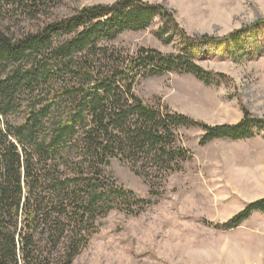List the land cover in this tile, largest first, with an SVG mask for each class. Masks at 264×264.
<instances>
[{"label": "rangeland", "instance_id": "1", "mask_svg": "<svg viewBox=\"0 0 264 264\" xmlns=\"http://www.w3.org/2000/svg\"><path fill=\"white\" fill-rule=\"evenodd\" d=\"M117 1L49 0L42 21ZM139 1L163 7L178 29L167 28L159 38L163 24L155 17L149 27L126 30L96 47L106 48L120 63L150 50L163 56L186 51L212 80L204 83L174 71L150 77L141 73L131 86L143 104L208 127L235 126L244 112L264 120V0ZM18 24L14 22L16 32L36 27L29 21ZM98 60L96 67L105 62ZM44 88V99L53 104L49 117L54 121L44 120L43 125L50 135L60 127L66 107H57L54 89L47 95L49 88ZM80 134L58 155L59 179L96 181L98 195L131 191L133 196L109 198L104 204L98 199L85 231L88 243L70 264H264V213H253L237 227H224L247 205L264 198V131L201 145L200 128H178L172 140L186 159L164 164L126 153L90 165L77 149ZM47 248L50 264H61L62 248L53 243Z\"/></svg>", "mask_w": 264, "mask_h": 264}, {"label": "trees", "instance_id": "2", "mask_svg": "<svg viewBox=\"0 0 264 264\" xmlns=\"http://www.w3.org/2000/svg\"><path fill=\"white\" fill-rule=\"evenodd\" d=\"M48 1L0 0V264H50L51 243L62 248L60 263L70 264L88 243L85 231L98 199L104 204L109 198L133 196L131 191L98 195L96 181L59 179L58 155L75 133L82 131L80 158L94 165L126 153L142 154L155 164L185 160L172 140L178 128H200L201 145L264 131V120L248 112L235 126L208 127L167 108L145 105L132 93L131 84L141 73L150 77L174 71L212 82L186 51L163 56L150 50L120 63L106 48L96 47L126 30L149 27L155 17L163 24L159 38L167 28L177 30L163 7L119 0L43 23ZM21 21L36 27L16 32L14 22ZM98 57L105 62L96 67ZM45 86L47 95L54 89L56 106L66 107L60 127L50 135L43 129L44 120L54 121ZM253 213H264V198L247 205L224 227H237Z\"/></svg>", "mask_w": 264, "mask_h": 264}]
</instances>
